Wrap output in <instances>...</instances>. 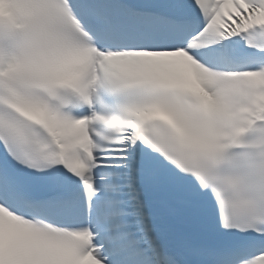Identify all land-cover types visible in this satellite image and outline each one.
<instances>
[{
    "label": "snow or ice",
    "instance_id": "1",
    "mask_svg": "<svg viewBox=\"0 0 264 264\" xmlns=\"http://www.w3.org/2000/svg\"><path fill=\"white\" fill-rule=\"evenodd\" d=\"M0 264H264V0H0Z\"/></svg>",
    "mask_w": 264,
    "mask_h": 264
}]
</instances>
